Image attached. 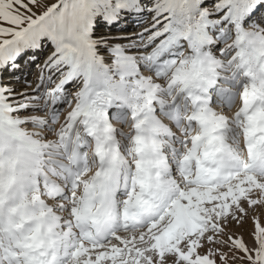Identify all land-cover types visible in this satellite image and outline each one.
Returning a JSON list of instances; mask_svg holds the SVG:
<instances>
[{"label": "snow or ice", "instance_id": "obj_1", "mask_svg": "<svg viewBox=\"0 0 264 264\" xmlns=\"http://www.w3.org/2000/svg\"><path fill=\"white\" fill-rule=\"evenodd\" d=\"M0 264H264V0H0Z\"/></svg>", "mask_w": 264, "mask_h": 264}]
</instances>
